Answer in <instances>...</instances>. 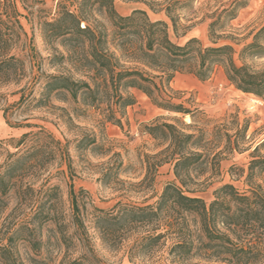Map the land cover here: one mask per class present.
<instances>
[{"label": "trees", "instance_id": "trees-1", "mask_svg": "<svg viewBox=\"0 0 264 264\" xmlns=\"http://www.w3.org/2000/svg\"><path fill=\"white\" fill-rule=\"evenodd\" d=\"M55 1L53 9L40 8L37 14L31 11L29 18L39 26L52 50L49 63L67 69L65 64L72 62L77 68L45 76L38 100L42 105H48L53 95L69 93L73 100L81 98L83 103L99 108L106 121L122 126L125 108L136 102L130 89H138L162 109L193 116V110L184 101H176L179 93L171 83L178 73H190L202 81L207 80L216 66L224 69L237 89L264 98V68L254 69L246 62L249 57L264 54V43L259 40L264 35V25L254 40L240 50L238 59L243 62L239 64L232 44L204 45L197 37L180 44L170 37L167 21L152 20L144 9L137 8L123 15L116 9L114 0ZM190 1L174 0L163 8L176 34L179 33L176 12ZM147 4L154 10V4ZM231 6L220 14L225 11L229 18L235 17L237 6ZM220 14L210 23L211 35L216 33L214 26L220 21ZM20 15L16 0H0V84L18 81L19 71L24 70L23 59L12 53L21 37ZM75 73H81L84 78H75ZM104 104L107 107H102ZM147 129L165 147L152 156L147 155L146 179L150 176L154 179L159 166L172 162L176 181L167 183L152 204L118 201L107 210L94 206L92 218L101 238L110 245H117L122 244L127 235H137L129 250L131 256L148 248H166L179 262L200 257L208 264H264V182L258 181V177L264 175V154L259 153L264 140L255 147L249 163L245 178L248 190L241 192L233 183H224L214 189V198L208 203L202 196L192 194L195 189L191 186L197 182L194 172L219 174L224 154L240 149L239 135L245 137L247 126L235 133L228 129L221 132L226 140L223 148L221 139H208L204 131L189 132L173 122L157 119L147 125ZM79 142L85 147L94 144L96 139L85 136ZM5 144L15 150L7 149ZM59 147L60 141L43 127L25 132L19 139L0 141V156L7 152L5 161L0 164L2 210L9 203L10 193L16 189L32 195H48V198L53 195L58 187L49 184V176L41 184H37V179L41 171L46 170L47 160L55 158ZM110 169L103 177L110 174ZM27 177L32 179L24 187L22 183ZM71 198L76 234L87 239L82 236L88 233L73 185ZM35 204L30 223L19 222L10 235L21 227L36 230L33 219L40 217L42 221H54L62 235L67 234L56 213H45L38 201ZM0 247L7 253L11 251L7 244ZM2 257L7 264H12L9 255ZM65 264L83 262L75 259Z\"/></svg>", "mask_w": 264, "mask_h": 264}, {"label": "rangeland", "instance_id": "rangeland-1", "mask_svg": "<svg viewBox=\"0 0 264 264\" xmlns=\"http://www.w3.org/2000/svg\"><path fill=\"white\" fill-rule=\"evenodd\" d=\"M114 1L123 15L140 8L146 10L152 20L167 21L170 37L180 44L191 37L199 38L204 45L232 44L239 64L243 62L238 59L240 50L254 40L264 25V0H191L176 12L179 15L178 34L163 9L174 0ZM16 3L22 28L12 53L23 59L24 70L19 71L18 81L0 84V141L19 139L25 132L38 131L42 127L50 132L60 141V147L56 148L55 158L47 160V168L41 171L37 184L49 176V184L58 188L49 198L44 194L25 193L23 189L10 193L7 207L0 208V246L7 244L11 251L7 253L0 247V264H7L2 255H9L12 264H65L75 259L83 264H208L200 257L176 261L166 248H148L131 256L129 250L137 235H127L122 244L110 245L94 227L92 210L94 206L110 209L118 201L138 205L155 203L166 184L176 181L172 162L159 166L154 179L152 176L146 179L147 155L152 156L165 147L147 129V125L157 119L173 122L189 132L204 131L208 139H221V148L226 141L221 132L228 129L235 133L247 126L245 137L239 135L240 149L224 154L219 174L194 172L197 182L191 186L195 189L192 194L202 196L208 203L214 198V189L224 183H233L241 192L247 191L249 186L245 178L252 154L264 140V98L243 93L231 84L224 69L216 66L207 80L202 81L190 73H178L171 83L179 93L176 101H184L193 110V116L162 109L138 89H130L136 102L125 108L122 126L106 121L99 108L83 103L81 98L73 100L69 93L67 96L53 95L48 105H42L38 100L45 76L59 70L75 71L77 64L67 63V69L50 64L52 50L39 26L29 18L31 11L53 9L56 1L16 0ZM147 3L154 4V10ZM234 5L237 6L235 17L229 18L225 11L220 14L224 8ZM219 14L221 19L214 26L216 33L211 35L210 23ZM259 40L264 43V35ZM246 62L254 69H263L264 54L249 57ZM74 76L84 78L81 73ZM85 136L95 137L96 142L84 147L79 141ZM4 146L15 150L9 144ZM259 153L264 154V146ZM6 157L5 151L0 156V164ZM148 160L153 161L152 158ZM119 163H122L120 168L117 167ZM109 167L110 174L103 177ZM31 179L25 178L22 186ZM258 181L264 182V175L259 176ZM71 185L86 224L88 235H82L87 238L84 240L76 234L77 226L72 218ZM37 201L45 213H56L64 223L62 229L66 235H62L54 221H42L41 217L33 219L36 230L21 227L10 235L19 222L30 223Z\"/></svg>", "mask_w": 264, "mask_h": 264}, {"label": "crops", "instance_id": "crops-1", "mask_svg": "<svg viewBox=\"0 0 264 264\" xmlns=\"http://www.w3.org/2000/svg\"><path fill=\"white\" fill-rule=\"evenodd\" d=\"M244 93V92H243Z\"/></svg>", "mask_w": 264, "mask_h": 264}]
</instances>
